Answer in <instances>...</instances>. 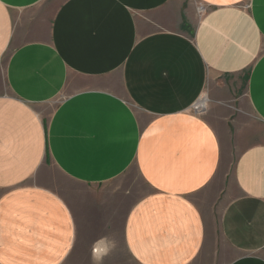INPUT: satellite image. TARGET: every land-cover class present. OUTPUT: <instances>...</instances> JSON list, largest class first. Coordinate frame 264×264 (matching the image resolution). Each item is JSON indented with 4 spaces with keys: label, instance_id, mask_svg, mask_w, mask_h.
Returning a JSON list of instances; mask_svg holds the SVG:
<instances>
[{
    "label": "crops",
    "instance_id": "obj_1",
    "mask_svg": "<svg viewBox=\"0 0 264 264\" xmlns=\"http://www.w3.org/2000/svg\"><path fill=\"white\" fill-rule=\"evenodd\" d=\"M0 264H264V0H0Z\"/></svg>",
    "mask_w": 264,
    "mask_h": 264
},
{
    "label": "built area",
    "instance_id": "obj_2",
    "mask_svg": "<svg viewBox=\"0 0 264 264\" xmlns=\"http://www.w3.org/2000/svg\"><path fill=\"white\" fill-rule=\"evenodd\" d=\"M206 12V8L202 5H200L198 7V14L199 16H203ZM206 103H205V99H200L198 102H196L194 104V106L192 107V111L194 113H196L197 115H203L206 111Z\"/></svg>",
    "mask_w": 264,
    "mask_h": 264
},
{
    "label": "rangeland",
    "instance_id": "obj_3",
    "mask_svg": "<svg viewBox=\"0 0 264 264\" xmlns=\"http://www.w3.org/2000/svg\"><path fill=\"white\" fill-rule=\"evenodd\" d=\"M57 1L60 2L61 0H56V2H57ZM134 175H135V174H134ZM133 177H134V176H133Z\"/></svg>",
    "mask_w": 264,
    "mask_h": 264
}]
</instances>
